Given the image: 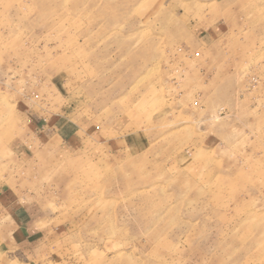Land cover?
Segmentation results:
<instances>
[{"label": "rangeland", "instance_id": "rangeland-1", "mask_svg": "<svg viewBox=\"0 0 264 264\" xmlns=\"http://www.w3.org/2000/svg\"><path fill=\"white\" fill-rule=\"evenodd\" d=\"M6 188L0 264H264V0H0Z\"/></svg>", "mask_w": 264, "mask_h": 264}, {"label": "crops", "instance_id": "crops-1", "mask_svg": "<svg viewBox=\"0 0 264 264\" xmlns=\"http://www.w3.org/2000/svg\"><path fill=\"white\" fill-rule=\"evenodd\" d=\"M21 209L25 210L24 214L19 213V210ZM2 212L9 213V216L4 218L0 216V240L1 235H3V239L5 241H9L11 243V247H13L15 242L19 240L18 235L24 237V235L27 233L26 225H31L32 220L30 218V221H27L26 219L24 221V218L30 217L28 215L27 206L21 204L16 192L10 188L0 191V213ZM30 233H32L31 230ZM2 247H5V245L2 246V244H0V250H2ZM1 252L2 251H0V255ZM3 252L7 253L10 251L8 249L4 250Z\"/></svg>", "mask_w": 264, "mask_h": 264}]
</instances>
